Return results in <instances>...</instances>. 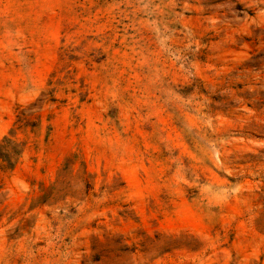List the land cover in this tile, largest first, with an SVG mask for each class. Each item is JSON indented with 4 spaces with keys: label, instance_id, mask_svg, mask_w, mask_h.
Here are the masks:
<instances>
[{
    "label": "rangeland",
    "instance_id": "obj_1",
    "mask_svg": "<svg viewBox=\"0 0 264 264\" xmlns=\"http://www.w3.org/2000/svg\"><path fill=\"white\" fill-rule=\"evenodd\" d=\"M0 264H264V0H0Z\"/></svg>",
    "mask_w": 264,
    "mask_h": 264
}]
</instances>
